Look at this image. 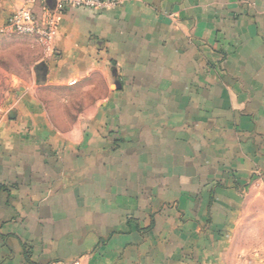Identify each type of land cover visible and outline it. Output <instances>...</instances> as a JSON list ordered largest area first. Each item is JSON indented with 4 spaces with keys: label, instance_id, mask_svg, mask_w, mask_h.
<instances>
[{
    "label": "crops",
    "instance_id": "obj_1",
    "mask_svg": "<svg viewBox=\"0 0 264 264\" xmlns=\"http://www.w3.org/2000/svg\"><path fill=\"white\" fill-rule=\"evenodd\" d=\"M54 43L0 82V264H264V0L67 7Z\"/></svg>",
    "mask_w": 264,
    "mask_h": 264
},
{
    "label": "built area",
    "instance_id": "obj_2",
    "mask_svg": "<svg viewBox=\"0 0 264 264\" xmlns=\"http://www.w3.org/2000/svg\"><path fill=\"white\" fill-rule=\"evenodd\" d=\"M33 2L34 0H29ZM52 8L42 7L37 15L30 6H23L13 10L3 25L0 32H17L38 39L46 55L54 53L55 38L62 13L67 7H85L94 10H106L115 7L122 0H53ZM74 83V81H71Z\"/></svg>",
    "mask_w": 264,
    "mask_h": 264
},
{
    "label": "rangeland",
    "instance_id": "obj_3",
    "mask_svg": "<svg viewBox=\"0 0 264 264\" xmlns=\"http://www.w3.org/2000/svg\"><path fill=\"white\" fill-rule=\"evenodd\" d=\"M31 37L17 32H0V82L4 90L8 88L7 82H11L9 81L10 74L25 78L30 71L32 62L37 58L38 39ZM57 98L59 97L52 98V103ZM66 99L74 107L75 104L78 105L81 102L85 104L87 100L90 101L91 96H77L72 92L66 94ZM62 117L72 120L73 112L67 111L62 114ZM243 261H245V257ZM243 263L249 264L248 261Z\"/></svg>",
    "mask_w": 264,
    "mask_h": 264
},
{
    "label": "water",
    "instance_id": "obj_4",
    "mask_svg": "<svg viewBox=\"0 0 264 264\" xmlns=\"http://www.w3.org/2000/svg\"><path fill=\"white\" fill-rule=\"evenodd\" d=\"M53 6H54V4L52 5V7H53ZM38 69L42 70V69H44V68H41V67H40V68H38ZM40 70H39V71H40Z\"/></svg>",
    "mask_w": 264,
    "mask_h": 264
}]
</instances>
